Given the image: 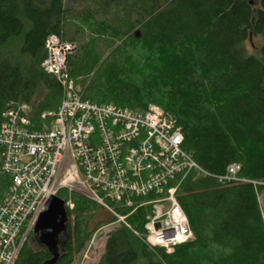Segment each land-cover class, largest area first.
<instances>
[{
    "label": "trees",
    "instance_id": "trees-1",
    "mask_svg": "<svg viewBox=\"0 0 264 264\" xmlns=\"http://www.w3.org/2000/svg\"><path fill=\"white\" fill-rule=\"evenodd\" d=\"M49 35L76 44L67 69L84 100L160 107L208 173L177 192L192 242L170 251L145 243L132 232L144 233L141 208L127 217L132 230L119 223L107 235L97 264H264V0H0V116L10 103L30 105L35 122L56 111L61 86L42 68ZM232 164L245 183L218 181ZM10 185L0 173V203ZM71 201L57 260L31 233L14 264H73L84 252L100 206Z\"/></svg>",
    "mask_w": 264,
    "mask_h": 264
},
{
    "label": "built area",
    "instance_id": "built-area-1",
    "mask_svg": "<svg viewBox=\"0 0 264 264\" xmlns=\"http://www.w3.org/2000/svg\"><path fill=\"white\" fill-rule=\"evenodd\" d=\"M44 49L42 68L62 91L56 111L35 122L30 105L10 103L0 116V173L11 180L0 203V264L15 263L51 197L72 210V194L95 202L130 230L125 219L147 208L143 235L132 232L153 247L168 251L192 242L177 192L188 176L208 173L182 149L180 128L155 105L132 111L84 100L67 69L76 45L49 35ZM239 173L232 164L217 179L245 183Z\"/></svg>",
    "mask_w": 264,
    "mask_h": 264
},
{
    "label": "rangeland",
    "instance_id": "rangeland-1",
    "mask_svg": "<svg viewBox=\"0 0 264 264\" xmlns=\"http://www.w3.org/2000/svg\"><path fill=\"white\" fill-rule=\"evenodd\" d=\"M81 4L78 3L75 5V7L77 8H83L82 6H80ZM77 23V22H76ZM75 26H79V23H77ZM80 28V27H78ZM87 30V29H86ZM85 30V31H86ZM88 33V30H87ZM254 48L255 47H259L261 42L259 40H254ZM252 42L248 45V49L249 51H253V49L251 48ZM76 45V44H75ZM120 45V43H117V46ZM17 43H11L6 47V52H13L14 54L17 51ZM253 47V45H252ZM77 51V46H76V50L74 52ZM107 52V50L103 51V54H105ZM12 54V53H11ZM92 76V75H91ZM90 76V77H91ZM77 89V91L79 90V87L75 88ZM77 195V194H76ZM80 196V195H79ZM83 197V196H81ZM85 198V197H83ZM87 199V198H85ZM89 200V199H88ZM258 200H259V205L262 211V216L264 219V192L261 193L258 196ZM73 204V203H72ZM112 219L116 220L114 218L113 215H111L107 210H105L104 208L100 207L98 209V211L96 212L93 221L91 223V228L95 229L93 235L90 238V241L86 247V249L84 250V252L73 262V264H97L99 262V259L103 253V249H104V245L107 239V235L121 222H116V223H111ZM127 218L125 219V223ZM102 222V224L99 225V227H97L96 225L98 223ZM128 225V224H127ZM30 243H35L36 239L35 238H30L29 239ZM170 251V250H168Z\"/></svg>",
    "mask_w": 264,
    "mask_h": 264
},
{
    "label": "water",
    "instance_id": "water-1",
    "mask_svg": "<svg viewBox=\"0 0 264 264\" xmlns=\"http://www.w3.org/2000/svg\"><path fill=\"white\" fill-rule=\"evenodd\" d=\"M68 221L64 202L58 197H51L46 203L45 211L40 215L33 233L39 244L45 246L55 262L58 257L57 244L59 236L65 231Z\"/></svg>",
    "mask_w": 264,
    "mask_h": 264
}]
</instances>
